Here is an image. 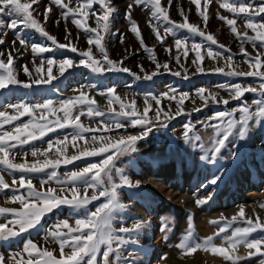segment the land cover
I'll return each instance as SVG.
<instances>
[{
  "label": "rangeland",
  "instance_id": "1",
  "mask_svg": "<svg viewBox=\"0 0 264 264\" xmlns=\"http://www.w3.org/2000/svg\"><path fill=\"white\" fill-rule=\"evenodd\" d=\"M27 2V0H22ZM202 5L204 0H201ZM220 0H213L209 6L208 14L209 21L207 27L204 28L201 17L197 15L196 8L190 3V0H173L169 10V15L172 20L181 22L182 17L178 9L183 8L189 17V22L199 25L206 33H211L217 40V45L211 47L216 51H224L218 47L219 44L226 46L230 52L220 58H208L205 48H201V54L205 59L200 63V66L205 69L204 73H197L196 65L192 63L195 58V53L189 51L187 59L183 57L182 51L179 53L174 48V38L168 36L165 44L161 45L152 33L149 27L150 12H144L140 9L132 8V18L137 21L145 45L154 50L157 61L161 64L169 63L170 71L160 70V73L151 80L143 79L145 73L140 71L139 66H143L146 73H151L155 70V63L150 59V54L142 48L141 44L130 31L129 22L125 19V11L127 9V0H111L112 5L118 10L111 18L110 31L104 33V47L107 50L109 57L116 61L123 60V66L129 68L132 72L137 73L141 79L126 74V73H108L106 75L93 74L89 69L79 66L69 69L63 77H59L58 67L53 66V74L58 79L53 80L50 85H41L32 89L10 88L9 90H0V111H7L9 114H15L11 108L4 107L7 104L16 103L18 101H27L31 104L44 103L48 100L53 101V107L59 108L61 100L78 96L81 92L85 93L89 99L95 101L93 107L105 113L103 117L89 116L87 107L75 102L72 109V116L79 114V123L85 127L98 129L95 135L97 137L103 135L108 138V141L115 143L121 136L141 135L143 132L151 128L148 135L137 141L135 151H128L123 155L117 153L113 157L115 168L120 169V172L113 171V180L115 183H121V175L127 176L134 187L123 186L118 189L120 202L126 205V208L119 212L114 220L113 227L118 229L122 224L131 228L137 219L146 221V227L138 233L139 243H128L123 256L134 260L135 264H232V261L226 260L219 254H214L211 251H206L203 248L197 249L195 252H186L177 245L181 242L184 235L187 234L189 216L192 217L193 225V240L196 243H203L208 237H214L213 243L217 247H227L223 237L231 236L232 231L237 227H246V219L250 218L255 221L259 216L264 222V120L258 126H254L248 132L247 138L238 140L236 136L230 137L222 150L221 158L215 164H208L201 160L203 150L193 144L195 141L187 143L184 137V125H191V135H199L201 143L205 148L210 146L211 137L214 135L212 128L204 125L219 111H234L236 110L239 116L238 105L247 102L252 105L255 94L247 93L242 100H231L229 91L223 86L230 87L233 84L240 83L243 87H255L259 91V78L253 77H237L226 76L223 74L214 73L216 67H224L225 71L235 70L247 72L251 69L247 62L248 58L240 52L243 46L253 57L257 54V48H254L251 43H241L236 39V34L232 33L230 27L220 19L217 14L232 18V14L223 9H219ZM262 1L248 0L246 3L258 7ZM50 3V0H40V5L37 9L38 13H43L45 6ZM164 6L167 7V0H162ZM75 6V2H73ZM36 6H34L35 8ZM99 11V7L96 8ZM41 23L51 35L55 36L61 43L72 42V45L78 50H87L88 34L82 29H77L71 23V19L64 20L61 15V10L53 6V11L49 14L46 24H44L43 15H39ZM5 22H9V17H3ZM255 22L264 23V14L253 18ZM60 21L58 24L55 21ZM87 26L96 27L95 20L89 16L86 22ZM244 20L237 19L238 31H247L250 36H255V33L250 29L243 27ZM23 29V28H22ZM66 29L71 33L66 39ZM7 31L6 43L0 45V51L7 53L12 47V41L15 39L11 30ZM162 31V29H161ZM24 36H28L29 42L43 43L47 42L44 37L32 29H24ZM28 34V35H26ZM121 34L123 42H121ZM180 36L188 35L186 32L179 33ZM27 38V39H28ZM203 38L198 35H192L189 41L202 42ZM208 44L207 41H203ZM15 47L21 49V45L17 41ZM171 47V54L165 48ZM264 51V49H260ZM94 52L99 58L98 50ZM179 54L181 63L177 64L174 57ZM43 57L50 56L48 53L42 54ZM231 55L233 60L231 67L228 66L226 56ZM37 57V58H36ZM28 49H22L21 54H15V68L19 74V79L27 80L28 78L22 71V66L27 65L34 72V66L41 63V56H36ZM56 57V56H55ZM74 61L79 60L78 53L69 52L68 56ZM61 58V57H56ZM264 60V56L261 57ZM186 70V73H185ZM180 71L181 76H174L171 72ZM264 71V69H261ZM46 72V61H45ZM187 74L188 79L183 76ZM43 75V73H42ZM115 85L116 93L121 101L125 104H131L135 101L137 114H142L146 106H150L148 119L151 124L131 126L125 122V127L116 129L114 123H110L114 119H120L116 115L121 111L119 102H109V96L105 91L108 87ZM204 88L209 93L216 94L217 100L230 99L231 102L225 106L223 103H213L208 100L207 106L196 94L197 90ZM177 90L176 98L169 99L164 96V93L171 95V90ZM103 93V94H101ZM181 93H188L183 105L178 104ZM155 96L160 100L157 105L152 99ZM147 102V103H146ZM182 109L177 115V109ZM195 109H201L195 111ZM114 110V111H113ZM156 110H160L159 119L156 117ZM130 111V109H125ZM167 113L168 115H165ZM37 119L40 118V112L35 113ZM57 116L63 117V112L57 111L54 115L48 116L49 120H54ZM171 116L172 119H169ZM29 120L28 116L21 117L20 120L14 121L12 124L3 126V130L11 131L15 125L25 123ZM103 121V123H102ZM166 125V126H165ZM106 127H110L111 131H106ZM73 129L71 127L64 129H56L53 132L47 133L44 137L30 141L28 145L22 148H17L10 152L9 158L14 162L29 163L37 160L43 161L44 155L38 153L36 157L31 156L33 148L47 150L49 141L63 139L68 136L65 145L53 144V149L48 150V158L63 159L78 155L79 151L93 148L98 149L104 146L103 140L93 141L92 133H85L84 140L75 142V146L71 141ZM38 134V133H37ZM59 148L63 153L62 156L56 155V149ZM235 152V159L232 160L229 154ZM27 153V154H26ZM107 154L97 157L82 158L68 165H61L55 169L59 181H66L67 174L75 171H81L90 163L99 162ZM220 169L222 179L216 185H210L208 182L212 179L213 174ZM53 169H47L45 172L29 174L33 184L40 188L43 181L48 180V176ZM6 182L12 184L13 176L18 180L20 173L3 172ZM138 182V183H137ZM204 185L205 187H201ZM77 186L80 187L83 194V186L77 181ZM15 187V186H14ZM53 187L58 191L61 188L71 187L70 184H60L57 179H52L45 185V188ZM99 195L98 191L95 193ZM87 195L91 197L93 190L89 189ZM12 192L8 190L0 191V207H17L18 203H12L10 197ZM209 197L211 199L209 200ZM197 199L208 200L203 206H198ZM104 202V198L92 201L88 205V211H94L96 206ZM243 208L245 217L238 215L239 210ZM84 209L78 210V213L73 212L67 206L43 217L41 224L29 231L21 234L18 237L9 240H0V255L5 257L7 264H12V258L15 254L16 259H27V253L22 251L23 244L27 240H32L40 248L55 250L54 255L58 256V243L47 236L48 231L56 223L65 219L69 220V224H75L77 215H83ZM233 216L236 220L233 221ZM216 221L217 223H212ZM5 222V217L0 216V223ZM167 224L168 230L161 231L162 225ZM229 224L224 233L220 236L216 234L220 228ZM167 237V238H165ZM264 237V232L257 231L251 234L249 239H260ZM103 250V249H102ZM249 250L244 244H240L231 252V255L238 256L241 259L238 264H260V260L264 259L259 255L249 257ZM264 251V245H262ZM99 259V257H98ZM115 264V261L112 262Z\"/></svg>",
  "mask_w": 264,
  "mask_h": 264
},
{
  "label": "snow or ice",
  "instance_id": "2",
  "mask_svg": "<svg viewBox=\"0 0 264 264\" xmlns=\"http://www.w3.org/2000/svg\"><path fill=\"white\" fill-rule=\"evenodd\" d=\"M73 2L74 0H50V3L45 6L44 12L38 13L37 9L40 5V0H27V2H22V0H0V30H11L15 36L11 49L7 53L0 51V90H9L10 88L32 89L41 85H50L53 80L58 79L53 74V66L58 67L59 77H63L69 69L83 66L97 75L126 73L137 79H141L137 73L123 66V60L116 61L111 59L104 47V33L110 31L111 18L118 11L112 5L111 0H75V6H73ZM212 2L213 0H204L202 5L201 0H190V3L196 8L197 15L201 17L204 28L207 27L209 21L208 10ZM172 3L173 0H167L166 7L162 3V0H133L134 5L144 6L145 10H150L148 23L152 33L155 35V39L161 45H164L168 36L173 37L175 50L178 53L182 51L185 59H187L189 51H193L195 58L192 60V63L197 66V73H204L205 69L199 63L205 59V56L201 54L202 47L205 48L208 58L223 57L230 50L223 44H219L218 47L224 51L214 50L211 46L217 45L216 38L211 33H206L199 25L189 22V17L182 7L178 9L182 21L177 22L172 20L169 15ZM133 4L127 5L125 19L129 22L130 31L135 35L144 51L150 54V59L155 63V70L150 74L145 72L142 65L139 66L140 71L145 73L143 79L151 80L160 73L161 69L170 71L169 63L165 62L161 64L158 62L154 50L145 45L140 27L137 21L132 18ZM97 5L99 6V11L96 9ZM34 6L36 7L34 8ZM53 6L61 10V15L65 21L71 19V23L77 29H82L88 34L87 44L89 47L87 50H78L77 47L72 45L71 41L59 43L55 36L46 31L38 16L43 15L44 24H46L49 14L53 11ZM218 7L231 13L232 18L220 15L219 13L217 14V18L224 21L230 27L231 32L236 34V39L241 45L247 42L251 43L254 48H257V54L253 57L243 46L240 49L241 54L248 58L249 67L255 70L247 72L230 70L226 72L224 67H216L214 73L226 76L258 77L260 84L259 91L255 87H243L240 83L233 84L230 87L221 85L222 88H226L229 91L231 100L240 101L247 93L255 94V98L252 101L255 109L253 110V107L247 102H243L238 105L239 116H237L236 110L231 112H216L204 125L205 127L212 128L214 131L209 147L205 148L204 144L201 143L199 135H191V125H184L185 142L190 143L195 141L193 145H198L203 150L201 160L208 164H215L221 158L222 150L225 148L230 137L236 136L238 140H244L247 138L248 132L264 120V71H261V69H264V60L261 59L264 56V51H260V49H264V23L255 22L253 19L256 16L264 14V0H262L258 7L245 3L244 0H220ZM90 15L95 20L96 27L87 26L86 22ZM5 16L9 17V22L7 23L3 19ZM238 18L244 20L243 27L250 29L255 33V36H250L247 31H238ZM59 22L58 20L55 21L57 24ZM21 28L35 30L48 41H51V45L55 47L29 42L23 32L20 31ZM181 32H186L188 35L180 36L179 33ZM70 35L71 33L66 29L65 38L67 39ZM192 35H198L203 40L199 43L193 41L189 47ZM6 36L7 31H0V45L6 43V39L4 38ZM120 38L121 42H123L122 34ZM17 41L21 45V49L15 47ZM203 41H207L208 44H204ZM29 46L31 52L34 54V58L36 56L42 57L41 63L34 66L35 75L33 74V70H30L27 65L22 66V71L28 79L21 80L15 68V54H21L22 49H28ZM94 49L98 50L99 58H97ZM58 50L78 53L79 60L74 61L73 58L69 57L58 59L55 55L43 57L42 55L44 53H54ZM165 50L171 54L173 49L167 47ZM174 59L177 64L181 63V56L179 54ZM226 60L228 66L231 67L233 57L227 55ZM171 74L178 77L181 76L180 71H174ZM183 78L188 79L189 77L185 74ZM105 91L110 98V103H120L121 111L116 113L120 119H114L110 122L115 124L116 129L125 127V122L131 124V126L151 124V120L148 119L150 106H146L143 113L138 115L135 101L133 100L131 104L123 103L120 97L115 95V85L108 87ZM206 91V89L200 88L196 93L205 102L206 106L209 99L213 103L222 102L225 106L231 102L230 99L219 101L217 100V95L212 93L206 96ZM176 93L177 90L172 89L170 96L169 93H164L163 95L168 96L169 99H175ZM188 96V93H181L178 104L183 105L185 98ZM152 99L156 101L157 105L160 104V100L155 96ZM75 102L85 105L89 116L103 117L105 115L103 111L93 107L95 101L89 99L83 92L78 96L61 100L58 109L52 106L53 101L51 100L39 104L18 101L4 106L13 109L15 114L0 111V170L3 172L20 173L18 180L13 176L11 185L6 182L4 175L0 174V191L8 190L12 192V196L10 197L11 202L19 204V208L0 207V216L5 217V222L0 223V240L6 241L37 228L44 216L64 206L69 207L76 213L80 209L85 210L83 215H77L74 226L69 224L68 219H65L56 223L48 231L47 236L58 243V256L54 255L55 250L40 248L32 240H27L23 244L22 249L24 253H27V259H16V256H20V253H17L12 258V264H112L113 261H115V264H135L134 260L129 259L131 254H129V257H125L123 256V252L126 250L128 243H139L138 233L146 227L148 222L137 219L131 228L123 224L118 229L113 227L115 216L126 208V205L120 202L118 189L123 186H135L123 174L121 175L120 184L114 182L113 171L120 172L121 170L115 168L113 157L117 153L123 155L128 151H135L137 141L146 137L151 128H148L147 131L139 136H121L115 143H111L107 137L103 135L97 137L95 135L98 129L88 128L79 123L83 111L74 117L72 116ZM126 108L130 109V111H125ZM200 110L195 109V111ZM37 111L40 112L39 119L35 116ZM57 111L63 112V117L57 116L54 120H49L48 116L54 115ZM181 111L182 109L178 108L176 114L179 115ZM155 115L159 119L161 115L160 110H156ZM165 115L168 114L165 113ZM24 116L29 117L27 122L15 125L11 131L3 130L4 125L12 124ZM168 118L172 119L171 116H168ZM68 127L73 129L72 133H70L73 146H75L76 141L85 139V133H92L93 141L103 140L105 144L98 149L81 150L78 155L64 157L63 159L48 158V150L53 149L54 143L66 146L68 136H65L63 139H57L54 142L49 141L47 150L36 148L31 150V156L33 157H36L38 153L45 156L42 162L37 160L36 162L29 163L25 160L24 162L17 163L9 158L11 151L28 145L30 141L40 139L56 129ZM105 130L111 131V128L106 127ZM103 154L107 155L99 162L90 163L81 171L67 174L68 179L66 181H59L55 169L61 165L66 166L82 158L97 157ZM56 155L58 157L63 155L59 148L56 149ZM235 156L236 153L232 152L228 158L234 160ZM47 169H53V171L48 176V180L43 181L40 188H37L33 184L29 174L45 172ZM220 171L218 169L217 173L213 174L212 179L208 182L210 185H216L222 179V176L219 174ZM52 179H57V182L60 184H70L71 187L61 188L59 191L53 187L45 188V185ZM77 181L83 186V194H81L80 187L77 186ZM201 187L205 186L202 185ZM89 189L93 190L91 197L87 195ZM97 191L99 195L95 194ZM100 197L104 198V202L98 204L94 211H88V205ZM210 199L211 197H209ZM207 202L208 200L201 199H197L196 201L198 206H203ZM261 207H264V205H261ZM238 215L242 218L245 217L243 208L239 210ZM232 220L235 221L236 216H233ZM191 221L192 217L189 216L187 234L183 236L181 242L177 245V247L186 252H195L197 249L203 248L206 251L219 254L226 260L232 261V264H238L241 258L231 255V252L238 245L244 244L249 250H255L249 251V257L257 255L264 257V251H262L264 237L249 239L251 234L258 230L264 232V222L260 220L259 216L256 217L255 221L250 218L246 219V227H237L232 231L231 236H224L223 239L227 247H217L213 243L214 237H208L203 243H196L192 239L194 233ZM212 223L217 222L213 221ZM228 227H230L229 224L221 227L216 235L220 236ZM166 230H168V225H162L161 231ZM0 264H7L5 257L2 255H0ZM260 264H264V259L260 260Z\"/></svg>",
  "mask_w": 264,
  "mask_h": 264
},
{
  "label": "crops",
  "instance_id": "3",
  "mask_svg": "<svg viewBox=\"0 0 264 264\" xmlns=\"http://www.w3.org/2000/svg\"><path fill=\"white\" fill-rule=\"evenodd\" d=\"M248 0H244V2L246 3ZM259 1H262V0H259ZM75 2V0H74ZM127 4H133V0H127ZM99 7L98 5L96 6V8ZM133 7L135 9H140L141 11H144V12H150V10H145V7L144 6H136L133 4ZM60 10V9H59ZM20 31H24V29H20ZM28 35V34H26ZM26 38H28V36H25ZM27 40H30V38H28ZM44 40H47L45 37H44ZM59 42V41H58ZM61 43V42H59ZM41 45H45V46H52L51 45V41H48L47 42H43V43H40ZM52 47H55V46H52ZM70 51H67V50H58L54 53H48L49 55H55L56 57H61V58H64V56H68ZM37 58V57H36Z\"/></svg>",
  "mask_w": 264,
  "mask_h": 264
}]
</instances>
